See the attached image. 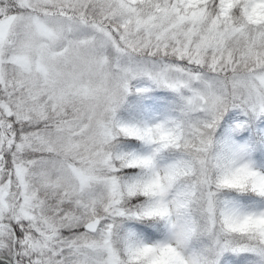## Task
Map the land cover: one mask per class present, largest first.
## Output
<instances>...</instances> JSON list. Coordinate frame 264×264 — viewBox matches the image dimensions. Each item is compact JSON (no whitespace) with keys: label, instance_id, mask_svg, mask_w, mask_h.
Segmentation results:
<instances>
[{"label":"snow or ice","instance_id":"1","mask_svg":"<svg viewBox=\"0 0 264 264\" xmlns=\"http://www.w3.org/2000/svg\"><path fill=\"white\" fill-rule=\"evenodd\" d=\"M0 264H264V0H0Z\"/></svg>","mask_w":264,"mask_h":264}]
</instances>
